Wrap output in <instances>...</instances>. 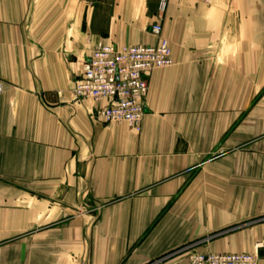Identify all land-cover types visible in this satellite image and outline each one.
Wrapping results in <instances>:
<instances>
[{"label":"crops","instance_id":"obj_1","mask_svg":"<svg viewBox=\"0 0 264 264\" xmlns=\"http://www.w3.org/2000/svg\"><path fill=\"white\" fill-rule=\"evenodd\" d=\"M140 128L73 90L93 46H153ZM264 264V0H0V264Z\"/></svg>","mask_w":264,"mask_h":264},{"label":"built area","instance_id":"obj_2","mask_svg":"<svg viewBox=\"0 0 264 264\" xmlns=\"http://www.w3.org/2000/svg\"><path fill=\"white\" fill-rule=\"evenodd\" d=\"M167 0H162V8ZM150 32L158 37L153 46H117L96 43L84 64L82 76L73 90L80 101L99 104L92 118L104 124L126 123L139 129L146 114V98L152 73L172 64L171 48L162 36L163 26L156 23ZM191 264H258L257 254H202L191 252Z\"/></svg>","mask_w":264,"mask_h":264}]
</instances>
